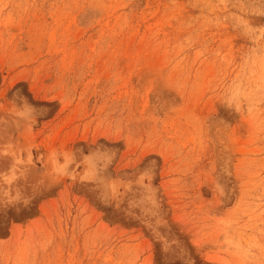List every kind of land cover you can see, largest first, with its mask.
Wrapping results in <instances>:
<instances>
[{
    "label": "rangeland",
    "instance_id": "rangeland-1",
    "mask_svg": "<svg viewBox=\"0 0 264 264\" xmlns=\"http://www.w3.org/2000/svg\"><path fill=\"white\" fill-rule=\"evenodd\" d=\"M0 264H264V0H0Z\"/></svg>",
    "mask_w": 264,
    "mask_h": 264
}]
</instances>
